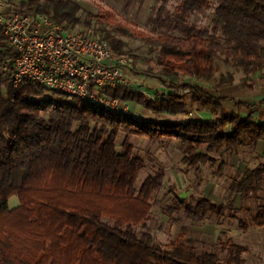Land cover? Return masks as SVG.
<instances>
[{"label": "trees", "instance_id": "1", "mask_svg": "<svg viewBox=\"0 0 264 264\" xmlns=\"http://www.w3.org/2000/svg\"><path fill=\"white\" fill-rule=\"evenodd\" d=\"M211 1L218 3L213 26L188 22L190 14ZM16 5L55 23L85 26L83 31L93 24L91 18L81 20L82 7L76 0H21ZM160 11V20L166 23L170 18L172 28L183 36L150 35L124 23L110 30L93 29L119 54L125 55L128 43L118 35L142 37L158 52L155 63L164 88L155 98L122 86L107 87L104 92L137 103L161 119L106 112L61 91H54L60 100L40 99L46 88L31 79L14 86L11 69L1 71L6 62L12 68L16 54L0 26V264H254L244 257L247 248L231 239L221 242V257L214 251L198 252L186 238V230L168 244L148 230L137 231L136 226H145L151 216L163 173L148 176L136 188L145 161L134 152L130 137L177 139L183 147L182 162L197 170L214 167L219 161L215 154L236 153L245 146L255 150L261 143L260 162L238 171L231 186L244 200L262 189L264 122L255 121L253 115L264 99L251 104L217 96L204 84L216 78L218 59L242 71L250 89L256 85L255 74L264 78V0H182L173 13L165 7ZM95 18L99 25L115 23L111 13L107 21ZM128 57L135 64L151 63L144 57ZM135 72L134 68L131 74ZM234 81L232 73L221 74L215 88L229 87ZM187 91L191 104L211 109V119H171L188 114ZM228 101L236 109L227 108ZM121 132L127 137L119 152ZM221 164L223 168L227 162ZM169 195L162 212L170 217L182 214L192 225L221 217L238 219L246 227L239 217L246 212L250 223L264 226V203L254 212L237 208L231 199L218 202L202 194L189 199L180 195L175 184ZM13 196L20 205L12 209Z\"/></svg>", "mask_w": 264, "mask_h": 264}, {"label": "rangeland", "instance_id": "2", "mask_svg": "<svg viewBox=\"0 0 264 264\" xmlns=\"http://www.w3.org/2000/svg\"><path fill=\"white\" fill-rule=\"evenodd\" d=\"M21 0H12L13 3L19 4ZM82 7L79 16L84 22L87 19H93L90 30L107 29L110 30L118 23L127 24L138 31H144L150 35L171 34L183 36L182 32L175 30L171 26V19L166 23L160 20V9L165 7L167 11L173 13L182 0H169L163 3L161 0H76ZM216 1L188 16V22L194 23L200 27L213 26V18L217 6ZM111 13L115 17V23H107L99 25L95 16L105 17L108 20V14ZM166 18L165 14L162 15ZM104 19V20H105ZM85 26H76L74 29L83 30ZM95 28V29H93ZM128 43L124 49L126 56H140L150 60V65L139 62L134 63L131 57L135 74H130L145 84L151 95H155L157 91L163 90L158 75L159 67L155 63L158 52L151 50L145 40L139 36H123L118 35ZM150 66V67H149ZM216 78L205 87L217 96L230 95L239 100L246 102H254L258 96L253 97L251 94L257 90H250L243 81L244 74L235 66L225 63L222 59L216 60ZM232 73L235 81L232 86L216 89L221 74ZM260 76L259 73L254 77ZM191 80V79H190ZM19 86V85H18ZM40 99L60 100L54 92L47 90L39 97ZM185 102L189 105L188 114H180L177 118L183 119H206L213 113L207 107H199L197 104H191V93L185 92ZM227 108L236 109L233 101L224 103ZM128 113L138 119H161L163 116H155L152 112L139 104L128 102ZM207 108V110H206ZM264 108V107H263ZM244 113L246 109H243ZM208 112V113H207ZM256 120L264 119V111L255 114ZM226 129H229L227 127ZM127 135L121 132L117 138V149L122 151L123 143ZM130 142L134 146V152L145 161V168L140 172L136 182V188L140 189L144 180L155 173H163V181L160 189L156 192L153 199V208L151 216L147 220L145 226H136L137 231H150L153 236L164 244H168L183 231H187L186 238L194 248L199 251H214L224 256L221 249V242L231 239L233 242L245 246L247 251L244 253L245 259L249 263L264 264V226L258 227L250 223V215L246 212L239 214L240 218H244L247 226L242 227L238 219L212 217L201 225H192L190 221L182 214H174L172 217L164 214L161 207L170 199L169 190L171 185L175 184L180 189V195L192 199L199 195H205L214 201L225 202L228 199L233 200L237 208L247 207L254 212L257 206L264 203V183L262 189L249 199H243L240 194L234 192L231 186L232 178L238 171L242 172L246 168L255 167L261 160L260 149L255 150L245 146L240 147L236 153L223 151L215 154L218 163L212 166H202L199 170L188 169L187 165L182 162L183 147L179 140L174 138L161 139L153 141L145 137L132 135ZM222 161H226L227 165L221 168ZM10 207L16 208L20 205L19 198L13 196L9 201Z\"/></svg>", "mask_w": 264, "mask_h": 264}, {"label": "built area", "instance_id": "3", "mask_svg": "<svg viewBox=\"0 0 264 264\" xmlns=\"http://www.w3.org/2000/svg\"><path fill=\"white\" fill-rule=\"evenodd\" d=\"M0 26L16 54L12 68L6 62L1 71L11 69L14 86L31 79L106 112L128 113V101L105 93L107 87L122 86L156 97L131 77L132 59L115 52L95 30H76L43 14L23 12L12 0H0Z\"/></svg>", "mask_w": 264, "mask_h": 264}, {"label": "crops", "instance_id": "4", "mask_svg": "<svg viewBox=\"0 0 264 264\" xmlns=\"http://www.w3.org/2000/svg\"><path fill=\"white\" fill-rule=\"evenodd\" d=\"M255 78H257L256 80V85H255V87L253 88V89H250V90H254V92L257 90V92L256 93H253V94H251V96H253V97H256V96H258V99H256L254 102L252 101V102H248V103H251V104H253V103H258V102H260L261 100H263L264 99V78H260V76H258V77H255ZM245 84V83H244ZM232 86V85H231ZM230 87V86H229ZM247 87V86H246ZM248 88V87H247ZM223 96H230V95H223ZM231 97H233V96H231ZM242 101V100H241ZM244 102H246V101H244ZM131 103V102H130ZM133 104H136V103H133ZM225 105V104H224ZM199 107H204V106H199ZM264 105L257 111V112H259L260 110L261 111H264ZM230 109V108H229ZM206 110H207V108H206ZM244 111V110H243ZM256 112V113H257ZM208 113V112H207ZM248 113V111L246 110V112H245V114H247ZM256 113H254V115H253V119L255 120V121H257V122H264V119L263 120H256L255 119V114ZM180 114H178L177 116H175V117H172L171 119H174V120H179L177 117L179 116ZM213 116L212 115H210V116H208L206 119H211ZM198 120H200V119H198ZM227 127H229V125L227 126ZM259 149H260V153L262 152V149H263V144H259L258 146H257Z\"/></svg>", "mask_w": 264, "mask_h": 264}]
</instances>
